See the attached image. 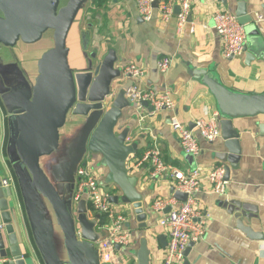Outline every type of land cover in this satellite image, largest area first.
Here are the masks:
<instances>
[{"label":"water","instance_id":"95a60500","mask_svg":"<svg viewBox=\"0 0 264 264\" xmlns=\"http://www.w3.org/2000/svg\"><path fill=\"white\" fill-rule=\"evenodd\" d=\"M88 1L0 0V91L15 107L9 117L8 159L27 218L25 223L11 199L13 190L1 185L4 162L0 147V259L8 264H34L31 251L25 253L28 235L44 264H101L98 243L106 231L98 229L100 216L90 218L86 200L77 210L74 206L78 168L88 153L100 155L108 169L105 190L111 193L110 202L130 206L139 229H146L151 218L138 189L139 179L128 169L129 159L140 152L139 144L128 143L129 128L117 131L124 111L131 107L127 89L117 87L122 77L121 69L116 68L117 52L110 48L102 55L100 47H93L92 25L80 28V57L76 61L77 49L70 46L72 30ZM249 1L238 0L239 19L250 17ZM159 2L156 0L155 9ZM179 12L178 5L175 14ZM49 37L53 47L42 55L38 77L30 86L8 50ZM245 55L246 67L264 74V40L256 39L251 47L246 46ZM193 74L216 99L224 142L216 158L226 165L229 180L231 169L239 168L243 154L244 136L234 127V120L264 116V93L234 91L207 69H195ZM112 93L115 97L109 101ZM143 105L153 111L147 102ZM68 124L79 129L75 144L63 149L61 131ZM257 127L264 137V122ZM176 197L182 201L188 198L182 193ZM238 228L252 240L264 242V230L256 231L243 219ZM161 244L166 248L168 241ZM151 254L150 241L143 238L133 256L137 264H152Z\"/></svg>","mask_w":264,"mask_h":264},{"label":"crops","instance_id":"0c3cea01","mask_svg":"<svg viewBox=\"0 0 264 264\" xmlns=\"http://www.w3.org/2000/svg\"><path fill=\"white\" fill-rule=\"evenodd\" d=\"M175 1L178 6L181 0ZM237 3L238 0H226V4L223 0L195 2L190 21L179 32L177 15L168 23H162L160 12L156 10L153 20L146 22L139 15L136 0H110L102 8H97L95 0H89L81 20L74 25L70 46L77 49V54L74 53L76 61L80 57V28L92 25L93 47H100L102 55H106L110 48L117 52L119 62L116 68L122 71L117 87L127 89L137 83L125 74L127 66L134 64L146 69V77L140 81V85L158 93L170 91L178 105L180 119L191 128L196 120L206 116L208 110L217 109L216 99L209 88L194 76L195 69L215 72L234 91L264 93V74L246 67V55L234 60L225 59L221 37L214 28V14L217 11L236 14ZM249 4L250 17L245 18L247 22L244 25L254 28L247 34V46L251 47L254 40H264V0H250ZM258 18H261L260 22H257ZM43 43H53V40L49 37L37 44L19 43L16 48L8 50L9 56L14 55L18 68L30 86L38 77V63L44 54L41 49ZM164 57L174 59L165 75L157 69L158 62ZM13 111L15 107L11 100L3 97L0 91V147L4 162L1 178L8 177L4 174L7 170L17 181L8 159L9 117ZM171 117L172 112L168 109L155 113L143 104L140 107L131 104L124 111V118L117 128L118 133L129 128L128 143L139 144L140 152L129 159L128 169L132 176L139 179L138 189L144 195L145 209L151 217L147 222L148 227L139 229L131 207L125 205L131 211L127 224H130L133 245L121 249L120 254L132 264H137V261L129 250L139 249L143 238L150 241L152 264L161 263L166 253L161 243L168 241L169 233L160 225L162 213L154 209V202L170 197L174 191L171 183L151 176L149 165L139 166L138 159L149 149L158 147L167 165L185 173L196 167L211 169L222 164L216 158V153L223 149L222 138L209 143L195 130L201 153L197 157L188 156L183 151L178 133L170 126ZM262 122L264 116L234 120V127L244 136L243 154L239 168L231 169L226 193L218 195L204 190L193 194L199 208L209 214V225L204 240L190 249L184 264H264V242L252 240L238 228V221L243 219L256 231L264 230V137L257 127ZM78 129L79 126L72 124L62 129L63 149L75 144ZM86 157L98 170L100 185L105 189L108 169L102 165L101 156L88 153ZM11 199L27 223L18 181ZM89 215L91 219L96 218L90 210ZM26 240L25 253L31 251L34 264H44L32 236L28 235ZM6 261L0 259V264H8Z\"/></svg>","mask_w":264,"mask_h":264},{"label":"built area","instance_id":"2783aa9c","mask_svg":"<svg viewBox=\"0 0 264 264\" xmlns=\"http://www.w3.org/2000/svg\"><path fill=\"white\" fill-rule=\"evenodd\" d=\"M206 0H181L178 18V31L182 32L184 26L190 21L195 2ZM219 1V0H211ZM156 0H136L140 17L146 22H151L156 10L160 12V21L168 23L175 14V0H160L158 9H155ZM258 18L257 22H260ZM214 28L222 40V54L225 59L240 58L245 55L248 43L246 26L240 23L236 14L229 11H217L213 17ZM172 57H164L158 62L157 69L163 75L167 74L173 64ZM125 74L137 81L126 90V98L131 104L140 107L144 102L153 108L155 113L168 109L172 112L170 126L179 135L180 144L186 155L197 157L201 153L200 143L195 130L209 143H215L222 138L221 115L218 109L208 110L205 117L195 121L194 128H188L179 117L178 105L170 91L158 93L147 90L140 85L146 77V69L134 64L124 70ZM115 97L112 93L109 101ZM90 158L86 157L78 168V183L74 197L75 210L82 200L92 206L91 213L95 217H106V237L99 241L101 251V264H132L125 260L121 249H127L133 245V235L127 227L128 217L115 209V204L110 202L111 193L100 185L98 170L93 166ZM139 166L149 165L152 169V177L172 184L174 191L168 198H159L154 202V209L162 213L160 225L169 233L166 253L160 264H184L186 252L191 245L204 240L208 225L209 214L201 210L194 193L207 190L208 192L224 195L228 180L226 179V165L219 164L213 168L196 167L189 173H185L175 167L167 165L158 147L146 151L137 161ZM3 188L15 189L17 181L13 175L8 174L1 180ZM176 193L188 196L186 201L179 200ZM117 206V205H116ZM170 212H166L167 209ZM99 220V221H100ZM117 246L121 249L118 251Z\"/></svg>","mask_w":264,"mask_h":264},{"label":"rangeland","instance_id":"374dc122","mask_svg":"<svg viewBox=\"0 0 264 264\" xmlns=\"http://www.w3.org/2000/svg\"><path fill=\"white\" fill-rule=\"evenodd\" d=\"M247 21L245 19H240V23L241 24H245ZM254 28L253 27H246V32L247 34H249ZM253 41V39L249 40V43L251 44ZM53 47V43H43L42 46H41V49H42V52H45L49 49H51ZM2 130V128H0V131ZM1 137H2V133H1ZM5 175H8V172L7 170L4 171ZM115 209L119 212H122L123 214H125L128 218L131 217V211L125 206V205H118L116 206L115 205ZM135 249L133 250H129L130 254L133 255ZM125 260L128 261V258H124ZM130 259V258H129Z\"/></svg>","mask_w":264,"mask_h":264},{"label":"trees","instance_id":"16d2710c","mask_svg":"<svg viewBox=\"0 0 264 264\" xmlns=\"http://www.w3.org/2000/svg\"><path fill=\"white\" fill-rule=\"evenodd\" d=\"M110 0H95V3L97 5V8H102L104 7V5L106 3H108ZM88 209L91 211L92 210V206L91 204L88 202ZM106 224V217L101 216V220H100V226L103 227Z\"/></svg>","mask_w":264,"mask_h":264}]
</instances>
